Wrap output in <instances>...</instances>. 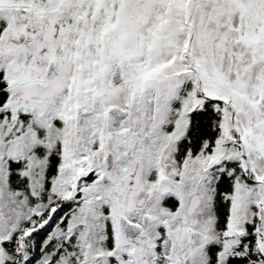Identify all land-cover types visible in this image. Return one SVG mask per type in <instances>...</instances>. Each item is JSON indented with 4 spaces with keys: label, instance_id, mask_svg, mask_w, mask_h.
I'll list each match as a JSON object with an SVG mask.
<instances>
[{
    "label": "snow or ice",
    "instance_id": "obj_1",
    "mask_svg": "<svg viewBox=\"0 0 264 264\" xmlns=\"http://www.w3.org/2000/svg\"><path fill=\"white\" fill-rule=\"evenodd\" d=\"M0 264H264V0H0Z\"/></svg>",
    "mask_w": 264,
    "mask_h": 264
}]
</instances>
